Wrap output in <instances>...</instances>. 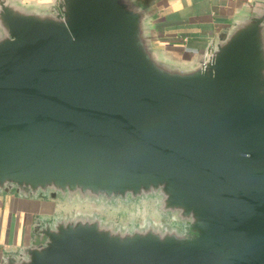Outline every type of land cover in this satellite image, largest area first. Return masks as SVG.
I'll use <instances>...</instances> for the list:
<instances>
[{"label":"water","instance_id":"obj_1","mask_svg":"<svg viewBox=\"0 0 264 264\" xmlns=\"http://www.w3.org/2000/svg\"><path fill=\"white\" fill-rule=\"evenodd\" d=\"M156 15L0 0V196L62 206L0 264H264V0L188 61Z\"/></svg>","mask_w":264,"mask_h":264},{"label":"crops","instance_id":"obj_2","mask_svg":"<svg viewBox=\"0 0 264 264\" xmlns=\"http://www.w3.org/2000/svg\"><path fill=\"white\" fill-rule=\"evenodd\" d=\"M50 2L52 0H24ZM156 12L159 34L156 47L179 60H191L208 48L217 33L228 25L238 9L253 0H143ZM46 207V210H45ZM49 203L0 196V260L5 249L28 245L35 216L52 213Z\"/></svg>","mask_w":264,"mask_h":264},{"label":"rangeland","instance_id":"obj_3","mask_svg":"<svg viewBox=\"0 0 264 264\" xmlns=\"http://www.w3.org/2000/svg\"><path fill=\"white\" fill-rule=\"evenodd\" d=\"M45 202H47V203H49V205L50 206H53L54 207V209H58V208H61L62 206L61 205H58L57 203H53V202H48V201H45ZM53 209V210H54ZM45 210H46V207H45ZM53 212V211H52ZM135 213L137 214L138 213V211L137 210H135ZM40 215V214H39Z\"/></svg>","mask_w":264,"mask_h":264},{"label":"flooded vegetation","instance_id":"obj_4","mask_svg":"<svg viewBox=\"0 0 264 264\" xmlns=\"http://www.w3.org/2000/svg\"><path fill=\"white\" fill-rule=\"evenodd\" d=\"M43 202H45V201H43ZM45 203L47 204V202H45ZM44 214H51V213H50V212H47V213H44ZM38 215H39V214H38ZM36 217H37V216H35V217H34V220H33V222L35 221ZM45 223H46L45 221H44V222H42V225H44Z\"/></svg>","mask_w":264,"mask_h":264}]
</instances>
